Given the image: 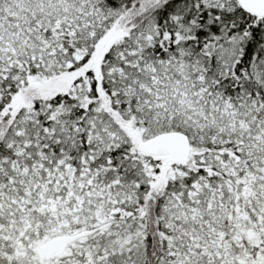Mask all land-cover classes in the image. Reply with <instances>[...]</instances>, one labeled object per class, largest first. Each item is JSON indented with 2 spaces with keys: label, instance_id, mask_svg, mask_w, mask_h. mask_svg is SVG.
Returning a JSON list of instances; mask_svg holds the SVG:
<instances>
[{
  "label": "snow or ice",
  "instance_id": "1",
  "mask_svg": "<svg viewBox=\"0 0 264 264\" xmlns=\"http://www.w3.org/2000/svg\"><path fill=\"white\" fill-rule=\"evenodd\" d=\"M0 264H264V0H0Z\"/></svg>",
  "mask_w": 264,
  "mask_h": 264
}]
</instances>
